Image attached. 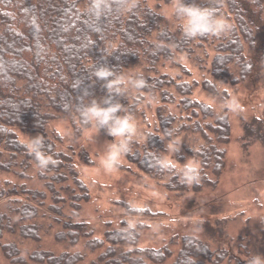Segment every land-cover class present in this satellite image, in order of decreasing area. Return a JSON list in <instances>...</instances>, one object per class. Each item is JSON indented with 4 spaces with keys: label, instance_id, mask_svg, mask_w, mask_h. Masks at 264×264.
Instances as JSON below:
<instances>
[{
    "label": "trees",
    "instance_id": "1",
    "mask_svg": "<svg viewBox=\"0 0 264 264\" xmlns=\"http://www.w3.org/2000/svg\"><path fill=\"white\" fill-rule=\"evenodd\" d=\"M107 2L110 11L96 17L90 11L92 0H0V174L7 175L0 182V264H247L194 234L180 241L172 238L161 247L141 246L144 222L95 236V228L80 218L90 190L75 157L87 164L93 161L86 150L59 147L62 136L53 125L67 121L76 138L92 128L81 125L77 109L106 95L102 82L91 75L95 65H107L125 79L128 70L142 67L144 73L138 76L147 87H129L120 102L133 117L145 102L157 103L158 120L142 138L133 137L124 156L168 190L216 188L231 137L229 115L193 97L199 83L177 79L162 68L168 62L178 64L183 55L198 64L210 59L212 79L201 86L226 98L229 93L221 91L218 81L238 85L255 77L261 80L264 0H185L215 8L230 26L220 36L194 40L183 36L182 20L175 16L168 24L148 0ZM122 3L127 10L120 8ZM242 126L245 153L256 144L264 145V118L253 117ZM100 132L114 140L106 130ZM20 133L41 136L46 153L59 163L42 171ZM191 137L192 145L184 143ZM181 139L200 167L199 185L181 184L175 172L158 166L160 159H168V145ZM128 210L150 212L130 206ZM226 228L223 223L222 235ZM50 238L52 247L46 243ZM57 245L61 251L54 249ZM80 245L82 249H75Z\"/></svg>",
    "mask_w": 264,
    "mask_h": 264
},
{
    "label": "rangeland",
    "instance_id": "2",
    "mask_svg": "<svg viewBox=\"0 0 264 264\" xmlns=\"http://www.w3.org/2000/svg\"><path fill=\"white\" fill-rule=\"evenodd\" d=\"M208 1V0H207ZM151 7L161 13L168 24L175 22V6L164 1L148 0ZM177 79L190 83H199L194 88L193 97L206 102L218 110L226 111L231 122L230 142L226 145V165L216 188L203 191H171L157 180L148 177L123 155L120 165L109 171L102 165L110 140L102 132L92 127L81 137L76 138L67 121H57L53 127L62 136L59 147L76 152L86 150L92 164H87L78 155L75 163L81 178L88 185L90 199L83 204L80 218L95 228V236L103 237L109 229L127 224L134 227L138 222L147 226L142 232L140 245L161 247L187 234H194L212 242L216 248H226L236 258L248 261L251 256L264 252V145H254L245 153L241 144L243 122L253 117L264 118V77L253 78L249 83L232 85L218 81V87L227 90L224 95H212L202 86L206 79H212L210 59L198 64L186 55L178 58V64L168 62L162 68ZM144 69L134 66L127 72V78L137 77ZM235 100L240 105L238 112H230L226 101ZM157 103L148 106L145 102L141 111L134 116L136 138H142L145 130L154 129L157 124ZM176 110V108H173ZM172 109V110H173ZM21 139L28 142L34 135L20 133ZM184 143L193 144V138H185ZM179 142L178 154L187 156L183 140ZM177 153L170 152L167 158L183 166L186 161H179ZM192 160V159H191ZM0 174V182L6 179ZM8 177H11L10 175ZM128 206L147 209L149 213H137L128 210ZM227 224L222 235L220 227ZM52 239L46 243L52 244ZM52 247V246H51ZM83 245L75 249H82ZM180 245H176L178 249ZM247 249L249 256L243 249ZM55 250L61 251L57 245ZM262 255V254H261Z\"/></svg>",
    "mask_w": 264,
    "mask_h": 264
},
{
    "label": "clouds",
    "instance_id": "3",
    "mask_svg": "<svg viewBox=\"0 0 264 264\" xmlns=\"http://www.w3.org/2000/svg\"><path fill=\"white\" fill-rule=\"evenodd\" d=\"M120 8L127 10V5L122 3ZM90 11L94 16L101 17L110 11V6L107 0H92ZM175 16L182 20V34L189 40L220 36L230 27L215 8L204 7L195 2L186 3L185 0H180L175 6ZM91 75L96 81L102 82L106 95L100 99L94 98L91 103L78 108V120L83 126L91 125L98 131L106 130L109 136L114 137V140L108 144L102 160L103 167L111 171L120 165L121 156L130 151L131 141L137 132L134 117L126 111L120 98L127 95L129 87L142 90L147 87V82L142 76L125 79L123 75H118L113 68L104 64L95 65ZM226 107L230 112L240 110V105L235 100L226 101ZM24 146L42 171L59 163L52 155L46 153L45 141L41 136L31 137ZM180 146L179 142L173 141L168 145V150L177 153ZM158 166L165 171L175 172L181 184L199 185L201 181L200 167L191 159L183 163L180 168L177 167L176 162L169 159H160ZM248 264H264V255L251 256Z\"/></svg>",
    "mask_w": 264,
    "mask_h": 264
}]
</instances>
